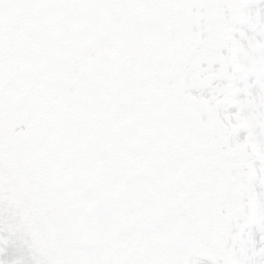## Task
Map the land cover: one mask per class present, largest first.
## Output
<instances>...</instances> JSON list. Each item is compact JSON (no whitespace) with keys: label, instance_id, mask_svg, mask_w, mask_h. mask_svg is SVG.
Returning a JSON list of instances; mask_svg holds the SVG:
<instances>
[{"label":"snow or ice","instance_id":"1","mask_svg":"<svg viewBox=\"0 0 264 264\" xmlns=\"http://www.w3.org/2000/svg\"><path fill=\"white\" fill-rule=\"evenodd\" d=\"M0 264H264V0H0Z\"/></svg>","mask_w":264,"mask_h":264}]
</instances>
